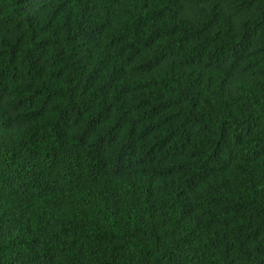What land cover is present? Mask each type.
Segmentation results:
<instances>
[{
  "label": "trees",
  "instance_id": "1",
  "mask_svg": "<svg viewBox=\"0 0 264 264\" xmlns=\"http://www.w3.org/2000/svg\"><path fill=\"white\" fill-rule=\"evenodd\" d=\"M0 264H264V0H0Z\"/></svg>",
  "mask_w": 264,
  "mask_h": 264
}]
</instances>
